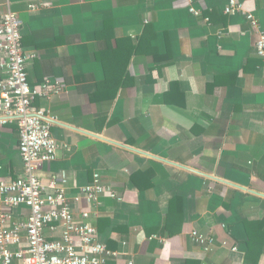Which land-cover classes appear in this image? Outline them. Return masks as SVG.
Here are the masks:
<instances>
[{
	"label": "crops",
	"instance_id": "crops-1",
	"mask_svg": "<svg viewBox=\"0 0 264 264\" xmlns=\"http://www.w3.org/2000/svg\"><path fill=\"white\" fill-rule=\"evenodd\" d=\"M35 1L48 7L28 10ZM192 1L201 16L189 0H10L23 47L36 54L30 85L45 77L65 85L35 102L54 119L58 145L36 174L45 186L65 182L74 221L95 226L112 253L106 264H264L256 34L242 16L223 13L227 0ZM240 1L262 25L264 0ZM105 24L112 34L101 41ZM117 39L141 41L127 58L131 44ZM105 49L103 68L96 54ZM105 79L120 83L113 98V84L98 91ZM94 173L121 200L101 198L96 217L84 220L88 206L74 198ZM22 176L17 126L0 125V179ZM11 213L12 222L29 216L24 206ZM193 230L213 238L209 250L191 240Z\"/></svg>",
	"mask_w": 264,
	"mask_h": 264
},
{
	"label": "built area",
	"instance_id": "built-area-1",
	"mask_svg": "<svg viewBox=\"0 0 264 264\" xmlns=\"http://www.w3.org/2000/svg\"><path fill=\"white\" fill-rule=\"evenodd\" d=\"M188 4L194 17L202 15L192 0ZM27 7L38 12L48 4L35 1ZM223 13L242 16L250 25L256 34L254 53L264 69V28L258 17L240 0H227ZM0 55V125L16 124L23 162L22 177L12 181L0 179V264H106V257L112 253L98 240L95 226L74 221L65 182L51 181L45 186L36 174L42 164L55 160L58 145L51 133L54 119L35 102L58 95L65 85L49 77L39 85H30L27 69L36 54L22 45L21 22L11 11L10 0H5V10L0 13ZM79 194L74 200L82 198L88 206L80 211L84 220L96 217L92 210L101 198L121 200L110 186L101 182L98 173L80 188ZM20 206L28 208L29 216L24 222H12L11 211ZM45 230L58 233V238L48 239ZM190 238L205 251L212 247L213 238L199 230L191 231Z\"/></svg>",
	"mask_w": 264,
	"mask_h": 264
},
{
	"label": "trees",
	"instance_id": "trees-1",
	"mask_svg": "<svg viewBox=\"0 0 264 264\" xmlns=\"http://www.w3.org/2000/svg\"><path fill=\"white\" fill-rule=\"evenodd\" d=\"M261 11H262V20H261V22H262V26H263V28H264V6L262 7ZM111 31H112V30H109L108 24H105V25L103 26L102 30H101L100 32L97 33V39H98V40H101V41H105L107 38L111 37V34H112ZM122 40H123V41H127L129 44H131V45H129L128 48H127V58H129V57L131 56V54H133L134 52H136V51L138 50L139 45H140V41H141V40H139V42H138L136 45L132 44V42L130 41V39H127V40H125V39H119V40H118V39H117V40H115V41H116L117 43H119V41L121 42ZM22 45H23V42H22ZM108 49H109V48H108ZM108 49H105L104 51H101L100 53L96 54V58L101 62L103 68H106V61H105V58H104V52H105L106 50H108ZM113 50H114V49H112V51H113ZM111 84L114 85L113 88L110 86ZM119 84H120V83L118 82V80H115V79H114V80L111 81V80H109V79H105V80L101 81V82L97 85V86H98V91L110 87V88L113 89V95H112V98H113L114 95H115L116 92H117L118 87L120 86Z\"/></svg>",
	"mask_w": 264,
	"mask_h": 264
}]
</instances>
